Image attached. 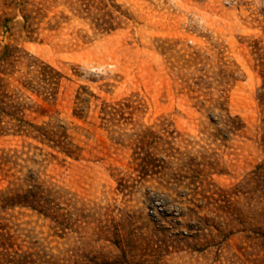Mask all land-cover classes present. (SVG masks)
<instances>
[{"label": "rangeland", "instance_id": "rangeland-1", "mask_svg": "<svg viewBox=\"0 0 264 264\" xmlns=\"http://www.w3.org/2000/svg\"><path fill=\"white\" fill-rule=\"evenodd\" d=\"M0 264H264V0H0Z\"/></svg>", "mask_w": 264, "mask_h": 264}]
</instances>
